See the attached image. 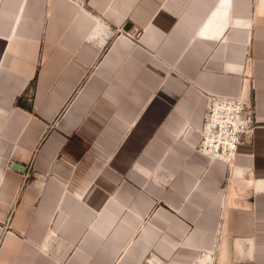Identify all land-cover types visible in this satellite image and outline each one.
<instances>
[{
	"label": "crops",
	"instance_id": "crops-1",
	"mask_svg": "<svg viewBox=\"0 0 264 264\" xmlns=\"http://www.w3.org/2000/svg\"><path fill=\"white\" fill-rule=\"evenodd\" d=\"M0 264H264V0H0Z\"/></svg>",
	"mask_w": 264,
	"mask_h": 264
},
{
	"label": "built area",
	"instance_id": "built-area-1",
	"mask_svg": "<svg viewBox=\"0 0 264 264\" xmlns=\"http://www.w3.org/2000/svg\"><path fill=\"white\" fill-rule=\"evenodd\" d=\"M206 105L195 152L210 160L230 162L240 146L249 142L257 127L253 97L210 94Z\"/></svg>",
	"mask_w": 264,
	"mask_h": 264
},
{
	"label": "water",
	"instance_id": "water-1",
	"mask_svg": "<svg viewBox=\"0 0 264 264\" xmlns=\"http://www.w3.org/2000/svg\"><path fill=\"white\" fill-rule=\"evenodd\" d=\"M131 27V25L129 23H127L124 28H123V31H128L129 28ZM11 169H14L16 171H19V172H23L24 169L16 164H11Z\"/></svg>",
	"mask_w": 264,
	"mask_h": 264
}]
</instances>
